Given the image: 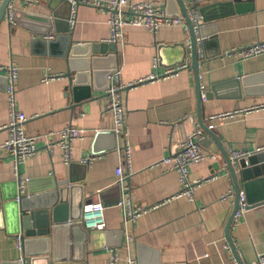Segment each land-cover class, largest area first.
Masks as SVG:
<instances>
[{
  "label": "crops",
  "instance_id": "obj_1",
  "mask_svg": "<svg viewBox=\"0 0 264 264\" xmlns=\"http://www.w3.org/2000/svg\"><path fill=\"white\" fill-rule=\"evenodd\" d=\"M65 1L13 0L18 25L12 26L6 16L0 25V66L14 64L19 70L16 106L28 117L24 123L26 136L37 139L39 148L20 165L25 180L22 195L35 197L40 207L51 201L57 183L69 181L75 205L101 203L105 207L107 229L84 239L82 232L62 228L49 237L47 247L24 246L26 259L30 264H110L116 252L118 264H128V259L138 264H240L233 252L225 249L230 236L241 263H253L258 254L264 253V204L249 209L236 223L233 219L230 227L236 209L234 182L221 148L201 128L197 116L200 111L209 127V118L237 112L232 120L209 129L220 138L229 157L234 150L251 153L264 147V55L244 61L230 55L233 49L264 43V0H201L197 6L198 12L207 8L209 19L204 21L205 16L199 12L207 35L199 39L198 50L201 94L207 95L201 103L186 24L164 26L156 34L144 27H127L124 43L115 44L114 52L102 47L112 44L108 42L107 11L67 0L71 7ZM128 1L161 2L168 17L181 15L177 0ZM186 4L187 8L195 7L192 2ZM2 5L0 2V9ZM69 34H73L72 52L64 40L50 46V42ZM39 35L44 42H36ZM88 64L91 90L84 89L82 95L90 97L72 109L67 75L72 68L75 79L76 70ZM183 65L187 67L178 76L145 82L122 92L130 151L127 163L118 150H125L126 140L116 134L113 114L107 111L110 75L122 70V81L128 85L151 75L162 77L167 70ZM49 75L64 77L45 82ZM1 77L3 146L10 135V108L6 80ZM68 126L87 132L75 142L70 164L65 162L61 148L53 147V152L47 149ZM193 128L203 130L202 149L216 159L206 158L189 168L191 182L202 181L195 188L194 200L171 199L182 192V187L178 173L162 162ZM14 162L0 151V264H18L21 256L15 241L17 208L13 204L18 189ZM119 166L127 175L123 185L115 174ZM244 186L239 177L242 192H246ZM124 187L135 207L156 208L125 224L118 207ZM261 187L254 184L257 195L262 193ZM233 190L234 196L223 200Z\"/></svg>",
  "mask_w": 264,
  "mask_h": 264
},
{
  "label": "built area",
  "instance_id": "obj_2",
  "mask_svg": "<svg viewBox=\"0 0 264 264\" xmlns=\"http://www.w3.org/2000/svg\"><path fill=\"white\" fill-rule=\"evenodd\" d=\"M75 5L85 4L93 6L95 8L104 9L107 11L108 16V27L110 32V39L108 42L112 44L120 45L125 41V30L127 27H144L149 32L156 34L161 27L164 26H177L178 24H186L185 17L182 15L178 18L168 17L165 11V6L163 3H147L143 2L140 4H133L128 0H70ZM3 2V0H0ZM10 5L6 11L7 21L10 22L12 26H17L18 22L15 21L16 17V8L13 2L9 3ZM76 9L74 8V13ZM188 16H190L194 30L196 31L200 26L201 16L197 10V7L188 8ZM185 33L189 35V29L185 26ZM235 54L240 61L249 60L256 56L264 55V43H255L248 45V47H242L240 49H233L230 52ZM155 67L158 65V60L154 61ZM187 65L180 66L179 68L169 69L165 72L164 75L156 76L151 75L145 80L138 83H129L128 85L124 84L122 81V70L117 69L110 75V86L108 90V95L110 102L107 107V111L113 114L114 123H115V132L118 137H122L126 140V122H125V105L123 104L122 92L130 88H134L138 84H144L145 82H154L159 81L162 78L167 79L170 77H175L179 75V71L183 68H186ZM18 68L14 64L0 66V76L5 77L6 79V91L8 94V108L9 109V123L7 129L9 130V138L5 145L0 146V151L10 155L14 158V174L17 178V202L21 201L23 197V188L25 185V180L20 175V165L26 161V159L34 156L38 153L39 148L37 145V139L26 136L24 123L28 121V117L25 114H22L16 104V85L19 78ZM62 75H49L44 81L50 82L63 78ZM202 98L205 99L206 95L203 94ZM254 109V108H252ZM251 109V110H252ZM250 110V111H251ZM247 111V112H250ZM237 112L216 115L211 117L208 120L211 125L209 129L216 128L217 123L227 122L232 120L236 116ZM86 131L75 128L73 126H68L65 129L59 131L58 141L48 145L47 149L49 152H53V147H59L63 151V158L67 164L73 162L72 159V148L77 142L78 139H82L86 135ZM52 134L49 135L51 137ZM204 132L201 128L195 130L189 137L188 140L183 143L169 158H165L162 164L170 165V169L179 175V181L182 187V192L176 197L171 199H179L187 197L189 200H194L195 188L201 184L202 181L191 182L189 168L193 165L199 164V162L205 160L206 158L216 159V156L207 155L202 149V141L205 140ZM129 142L126 140L125 150L118 149L119 152H122L123 156L126 158L127 163H130V151H129ZM264 151V147L258 149L256 152ZM254 152H244L234 150L230 154V159L233 165L238 167V164L241 160L248 161ZM115 174L117 175V182L123 185L127 179L124 169L122 166H119ZM123 198L119 202L118 207L122 210L124 223L132 224L139 217L149 213L150 210L156 207L149 209H143L135 207L132 203V200L129 198L128 188H123ZM235 194L234 190L229 192L226 196H223V200L233 197ZM170 199L166 200L169 201ZM165 202V203H166ZM240 209L236 212L234 216L235 223L240 221L244 214L249 211L247 197L245 192H241L239 199ZM83 215L80 219V222L84 228L90 231H104L106 227V215L105 207L101 203L96 204H86L83 206ZM16 247L21 252V256L18 259L19 264H30L25 257V247L23 234L18 233L15 235ZM225 249L229 252H232L231 245L229 243L225 244ZM257 259L251 264H264V253L258 254ZM110 264H118V255L115 252L111 256ZM128 264H138L136 260L128 259Z\"/></svg>",
  "mask_w": 264,
  "mask_h": 264
},
{
  "label": "water",
  "instance_id": "obj_3",
  "mask_svg": "<svg viewBox=\"0 0 264 264\" xmlns=\"http://www.w3.org/2000/svg\"><path fill=\"white\" fill-rule=\"evenodd\" d=\"M13 0H3L2 7L0 9V25L3 23L6 11L8 6L10 5ZM65 1V0H64ZM180 6V13L183 17H185L186 20V26L189 29V34L191 36V51H192V69L194 70L195 78H196V86L198 88V94H199V103H201L202 94H201V86H200V68H199V39H204L207 35L203 33L204 25L200 23L199 28L195 31L193 22L188 16V8H187V2H192L195 4V6L201 5V0H177ZM69 4V6L73 7L71 3H69L67 0L65 1ZM211 2V0H210ZM238 11H241L240 7L238 6ZM206 7H203L200 9V13L202 16H205L204 21H208L209 19L206 16ZM72 11V9H71ZM71 15V14H70ZM17 16L15 17V21H17ZM67 19H70V16L67 17ZM18 22V21H17ZM36 42L42 41L44 42V39L42 37L37 36ZM61 40H64L68 43L67 49L70 46V52H72L74 49H72L73 46V34H69L65 36V38L58 39L56 43L50 42V46H57ZM62 42V41H61ZM48 43V42H47ZM206 42L203 41L202 46H204ZM102 47L107 48L108 50L114 51L116 50L117 46L115 44L106 45L103 44ZM115 57V56H113ZM86 58V62H87ZM97 60H93L92 68L95 69V63ZM73 69L71 68V73L67 75L69 78V89L72 92L73 97V107L72 109H75L76 106L81 105L86 97H90L89 94L82 95L84 92V89H88V92L90 89L88 84L87 77L91 73L89 71V64L85 65L84 67L76 70L77 74L75 79L72 76ZM95 74V72H94ZM0 78H2L0 76ZM6 80V79H5ZM86 81V82H85ZM90 83V82H89ZM70 94V93H69ZM207 96V95H206ZM198 124L201 126V128L211 137L213 140L219 145L221 148V152L225 157L227 170L230 172L231 177L234 182L235 191H236V204H235V211L232 215V218L229 222L230 227L231 223L234 219V216L236 212L240 209L239 206V199L241 194V189L239 187V177H241L242 182L245 184V194L247 197V203L249 209L264 204V151L260 152H254L251 158L246 160H241L238 164V167L233 165L231 162V159L229 155H227L226 151L224 150L223 144L220 140V138L214 134L211 130H209L208 126L205 124V121L202 119L201 112L199 111L198 116ZM191 120V119H190ZM188 120V122L190 121ZM186 122V124H188ZM195 131V128H193L190 132L187 133L186 139L181 141L180 146L185 143L188 140V137ZM254 184H261L262 187L260 190L259 195L254 191L253 187ZM69 181L62 182L61 184L57 183L54 187V191L52 192L51 201L49 203L44 204L43 206H37L36 204V198H25L22 197L20 202H17L15 199V202L13 205L17 208V214L14 218V223L16 226V234L22 233L23 234V240H24V246L29 247L31 245L39 244L43 247H47V244L49 243L50 236L55 234L57 231L64 229H76L79 232H82L84 239L88 238L93 232L97 231H90L82 225L80 222V219L83 215V204L75 205L74 200H72L70 197L71 190L68 189ZM69 195V196H68ZM229 227V229H230ZM39 242V243H37ZM228 242H230L232 252L234 254V258L239 261L240 264L241 261L238 257V252L233 244V241H231L230 236H228ZM48 253L47 249L46 252ZM44 253V254H45ZM31 254V253H29ZM43 254V253H42ZM19 264V262H18Z\"/></svg>",
  "mask_w": 264,
  "mask_h": 264
}]
</instances>
